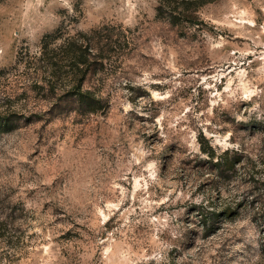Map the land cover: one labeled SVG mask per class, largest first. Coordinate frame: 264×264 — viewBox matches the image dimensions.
Masks as SVG:
<instances>
[{
    "label": "rangeland",
    "instance_id": "374dc122",
    "mask_svg": "<svg viewBox=\"0 0 264 264\" xmlns=\"http://www.w3.org/2000/svg\"><path fill=\"white\" fill-rule=\"evenodd\" d=\"M157 6L0 0V264H264V0Z\"/></svg>",
    "mask_w": 264,
    "mask_h": 264
},
{
    "label": "trees",
    "instance_id": "16d2710c",
    "mask_svg": "<svg viewBox=\"0 0 264 264\" xmlns=\"http://www.w3.org/2000/svg\"><path fill=\"white\" fill-rule=\"evenodd\" d=\"M157 15L163 18L169 19L173 24L181 23H196L198 21V10L201 6L206 3L215 0H157ZM96 31V30H95ZM83 38L72 37L64 46L61 47L63 50V57L60 58L59 62H55L56 69L55 73L58 78L65 77L66 74H71L72 78V88L73 90H82L84 86V81L88 72L93 67L96 62L103 63L104 56L101 54L100 50L94 46V42L99 39L96 36L90 34H83ZM86 43L88 46H85ZM65 59L67 60V65H69V70L65 69ZM204 151L210 155L213 159L216 158L218 164L225 166L228 161L227 156H221L216 154L213 148L204 149ZM227 152V151H225ZM231 169V168H230ZM246 173H250L247 171Z\"/></svg>",
    "mask_w": 264,
    "mask_h": 264
}]
</instances>
